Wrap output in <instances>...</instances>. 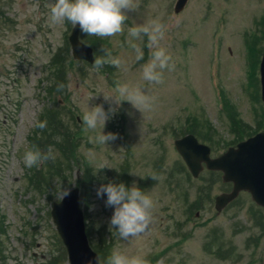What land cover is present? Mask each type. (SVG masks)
<instances>
[{
  "label": "rangeland",
  "instance_id": "obj_1",
  "mask_svg": "<svg viewBox=\"0 0 264 264\" xmlns=\"http://www.w3.org/2000/svg\"><path fill=\"white\" fill-rule=\"evenodd\" d=\"M175 1L138 0V8L125 10L124 32L112 37L80 32L82 40L91 41L96 59L107 50L127 62L97 70L94 63L72 59L71 23L50 21L54 0H0L5 13L0 19V264H67L50 209L60 200V188L75 185L85 192L80 204L101 264L113 251L142 255L148 264H264L261 210L242 193L217 213L214 198L229 189L221 173L192 177L173 145L186 129H194L204 143L217 147L216 155L240 137L239 129H261L255 121L261 101H253L247 90L244 37L264 30V0H188L179 13L173 12ZM153 19L166 26L160 46L172 56L159 83L142 77L154 50L147 37L138 62L128 43L129 27ZM257 45L263 49L264 38ZM125 83L152 99L151 110L114 93ZM97 104L118 109L102 129L118 138L105 145L94 141L99 129H88L82 120ZM48 111L59 121L58 130ZM38 120L52 125L53 134L35 127ZM68 128L72 138L61 132ZM49 147L55 160L25 167L27 149ZM101 162L112 167L97 170ZM109 181L152 196L153 218L144 233L125 240L110 228L114 209L96 192ZM214 240L217 246L210 247Z\"/></svg>",
  "mask_w": 264,
  "mask_h": 264
},
{
  "label": "clouds",
  "instance_id": "obj_2",
  "mask_svg": "<svg viewBox=\"0 0 264 264\" xmlns=\"http://www.w3.org/2000/svg\"><path fill=\"white\" fill-rule=\"evenodd\" d=\"M138 0H54L50 9V21L54 24L70 22L73 28H79L85 35L98 36L101 38L112 37L118 33H123L125 21L128 16L126 9L138 8ZM166 26L159 20L153 19L146 23L138 24L128 29V43L134 51V61L144 58L143 40L147 37L148 46L154 49L151 58L142 66L143 80L159 83L163 78V70L169 68L172 56L165 47L160 46V41L164 39ZM135 41H141L136 43ZM106 55L95 59L94 65L99 70L105 64H111L116 68L126 67L127 62L119 56H113L110 51L105 50ZM102 92V91H100ZM114 93L122 99H126L132 104L147 111L152 108V99L144 95L139 86L130 87L128 84H120ZM107 101L108 95L104 96ZM120 103V100L117 101ZM118 114V109L109 106L106 110L102 104L89 107L82 117L86 127L90 130L99 131L94 137V141L100 145H105L109 141L118 138L116 133L104 134L103 127L107 121ZM47 121L36 122L35 127L44 129ZM56 153L52 147L47 152H41L38 148H29L25 151L23 160L27 168L38 166L41 161L55 160ZM110 166L106 162H101L99 167L104 169ZM152 179L159 177L151 174ZM97 196L105 199V205L114 209L110 219V228H115L122 239L136 237L146 231L152 222L154 200L146 191L138 186L128 187L125 183L109 181L101 183L97 189ZM71 195V189L60 188L58 196L61 201ZM107 264H148L142 255L129 256L121 251H113L107 258Z\"/></svg>",
  "mask_w": 264,
  "mask_h": 264
},
{
  "label": "water",
  "instance_id": "obj_3",
  "mask_svg": "<svg viewBox=\"0 0 264 264\" xmlns=\"http://www.w3.org/2000/svg\"><path fill=\"white\" fill-rule=\"evenodd\" d=\"M187 0H177L175 12L180 11ZM70 41L73 55L93 61L91 48L78 39V27L73 28ZM261 96L264 103V54L260 65ZM178 152L185 160L193 175L202 169L205 162L209 169L223 171L224 181H233L234 188L230 193H223L216 198V208L220 210L235 197L241 188H248L253 198L263 203L264 197V133H258L240 142L236 149L230 148L217 158L209 157V147L199 143L189 134L175 141ZM51 215L56 229L66 247L68 264H100L98 255L89 246L85 233L83 214L79 207L78 190H71V195L53 204Z\"/></svg>",
  "mask_w": 264,
  "mask_h": 264
},
{
  "label": "trees",
  "instance_id": "obj_4",
  "mask_svg": "<svg viewBox=\"0 0 264 264\" xmlns=\"http://www.w3.org/2000/svg\"><path fill=\"white\" fill-rule=\"evenodd\" d=\"M3 15L0 13V19H1V17H3ZM252 66H254V64ZM43 116H44V114H43ZM47 116H48L49 122H51L52 125L54 123L55 124V128L57 129L58 128L57 124L59 123V121L56 119V116L55 115H52L50 113V111H48V115ZM256 122H257V125H258L259 128L264 126V110L263 109H261L260 114H259V118H258V120ZM52 125H50V127L53 129ZM238 132H239L240 137H241L243 135H249V134H251L252 130L251 129H249V130H246V129L241 130V129H239ZM101 241L105 245L104 240H101ZM96 246H97V244H96Z\"/></svg>",
  "mask_w": 264,
  "mask_h": 264
}]
</instances>
